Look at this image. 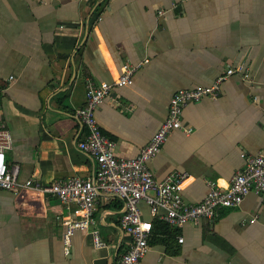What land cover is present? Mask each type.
Listing matches in <instances>:
<instances>
[{
	"label": "crops",
	"instance_id": "obj_1",
	"mask_svg": "<svg viewBox=\"0 0 264 264\" xmlns=\"http://www.w3.org/2000/svg\"><path fill=\"white\" fill-rule=\"evenodd\" d=\"M141 62L133 83L96 109L119 156L140 153L177 90L210 85L240 64L250 80L230 75L218 98L187 104L183 124L193 132L171 133L149 166L159 180L185 174L184 198L198 203L211 181L227 186L244 168L243 153L264 154V0H0V126L13 134L6 159L20 180L94 175L75 110L89 80ZM123 212L121 199L100 195L90 229L106 244L77 230L66 250L62 220L73 207L32 188L0 189V264H114L129 242ZM151 236L141 264H264V192Z\"/></svg>",
	"mask_w": 264,
	"mask_h": 264
},
{
	"label": "built area",
	"instance_id": "obj_2",
	"mask_svg": "<svg viewBox=\"0 0 264 264\" xmlns=\"http://www.w3.org/2000/svg\"><path fill=\"white\" fill-rule=\"evenodd\" d=\"M144 62L123 66L112 80L98 83L89 80L87 83L86 103L75 110V116L82 125L78 147L94 157L97 163L92 176L71 175L49 183L38 179L21 181L19 165H9L6 159V152L13 147V134L5 125L0 126V189L19 193L32 188L56 197L69 208L73 207V215L64 216L62 220L66 250L70 248L72 236L77 230L92 232L95 245H105L99 231L90 229L95 224L94 213L99 197L105 195L123 201L124 212L120 223L129 235V242L114 264H141L150 249L153 221L143 216L141 201L148 204L152 216L163 219L172 227L182 228L188 223L198 224L202 219H213L221 207L240 205L250 192H264V154L243 153L244 168L235 173L227 186L211 181L205 197L198 203L184 198L185 174L172 173L159 180L149 166L150 160L162 150L171 133L176 130L186 134L193 132L192 127L183 124V110L187 104L207 97L218 98L223 81L230 75L237 73L250 80L242 64L228 67L210 85L177 90L170 99L165 120L140 153L133 157L117 154L116 142L102 131L96 109L115 87L131 85L136 70ZM183 240L179 235L178 241Z\"/></svg>",
	"mask_w": 264,
	"mask_h": 264
},
{
	"label": "trees",
	"instance_id": "obj_3",
	"mask_svg": "<svg viewBox=\"0 0 264 264\" xmlns=\"http://www.w3.org/2000/svg\"><path fill=\"white\" fill-rule=\"evenodd\" d=\"M101 5H102V3H99V4L97 5L96 9H99V7L101 8ZM171 227H172V226L169 225V224H168L166 221H164L163 219H160V218H158V217H155V218L153 219V229H152V233H153L154 231H156V230H159V231H161L162 233H166V232L168 233ZM150 240H152V236H151V239H150ZM150 240H149V243H150Z\"/></svg>",
	"mask_w": 264,
	"mask_h": 264
}]
</instances>
